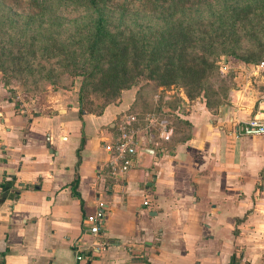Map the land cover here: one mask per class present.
<instances>
[{"label":"crops","instance_id":"obj_1","mask_svg":"<svg viewBox=\"0 0 264 264\" xmlns=\"http://www.w3.org/2000/svg\"><path fill=\"white\" fill-rule=\"evenodd\" d=\"M234 80L216 105L136 88L99 110L58 92L34 114L0 88V264H264V134L236 132L264 117V70ZM126 109L144 150L113 177L103 142Z\"/></svg>","mask_w":264,"mask_h":264},{"label":"rangeland","instance_id":"obj_2","mask_svg":"<svg viewBox=\"0 0 264 264\" xmlns=\"http://www.w3.org/2000/svg\"><path fill=\"white\" fill-rule=\"evenodd\" d=\"M96 3L108 28L121 33L126 45V62L119 67L123 71L114 68L118 73L110 80L102 72L116 59L100 67L87 59L85 50L95 17L88 0H0V88L20 110L45 111L55 104L53 97L58 92L77 93L83 108L99 110L136 88L151 93L182 92L188 98L204 96L209 105H216L229 98L236 86L234 77L243 66L264 60V0ZM183 29L214 35L215 40L210 48L186 42L187 74L174 81L162 73L163 66L157 72L144 67V57L134 53L128 41L129 35L151 40ZM193 60L198 64L191 65Z\"/></svg>","mask_w":264,"mask_h":264},{"label":"trees","instance_id":"obj_3","mask_svg":"<svg viewBox=\"0 0 264 264\" xmlns=\"http://www.w3.org/2000/svg\"><path fill=\"white\" fill-rule=\"evenodd\" d=\"M89 4L95 12V17L92 23V33L88 40L86 47L87 59L91 58L95 61V66L100 67V64H110L113 59H116L114 64L108 66V69L102 72V76L108 80L117 76L118 68L125 65V40L121 33H113L108 28L107 19L101 9L96 3V0H88ZM166 34H159L154 36L151 40H139L137 36L129 35L128 41L132 43L130 46L134 49V53L138 56H143L145 61L142 62L144 67L149 68L151 71L156 70L163 66V74L168 79L174 81L175 79L183 78L187 74L185 69L187 64L184 57L186 51V42L193 44V47H207L212 46L215 36L206 35L203 33L187 32L181 30L175 34L167 32ZM110 58L106 59V56ZM146 56V58H145ZM192 58L194 56H191ZM106 59V60H105ZM105 60V61H104ZM163 60V63L159 61ZM104 61V62H103ZM191 65H197L198 61L193 60ZM118 67L117 69H114ZM119 68L123 71V68ZM109 69H114L108 73ZM174 79V80H172ZM116 84V83H115Z\"/></svg>","mask_w":264,"mask_h":264},{"label":"built area","instance_id":"obj_4","mask_svg":"<svg viewBox=\"0 0 264 264\" xmlns=\"http://www.w3.org/2000/svg\"><path fill=\"white\" fill-rule=\"evenodd\" d=\"M252 67L258 70H264V60L253 64ZM241 89L240 87L237 90L241 91ZM245 92L248 91H241L242 94ZM149 119L148 128L151 129V132H148V141H152L153 144L159 143L155 139L156 134L152 129H159V137L161 139L168 138L170 132L164 125L165 120H160L156 116H150ZM137 121V112L128 109L122 110L116 121L114 132L103 142V148L106 152L104 166L113 177L125 174L132 166L133 158L144 150V145L139 142L137 136L135 126ZM248 129L256 130V132L264 134V117L253 116L236 125L237 133L244 132ZM84 221H86L89 231L96 234L103 221L102 211H96L95 214H86ZM75 256L78 260L82 259L79 253Z\"/></svg>","mask_w":264,"mask_h":264},{"label":"water","instance_id":"obj_5","mask_svg":"<svg viewBox=\"0 0 264 264\" xmlns=\"http://www.w3.org/2000/svg\"><path fill=\"white\" fill-rule=\"evenodd\" d=\"M244 132H256V130L248 129V130H245Z\"/></svg>","mask_w":264,"mask_h":264}]
</instances>
